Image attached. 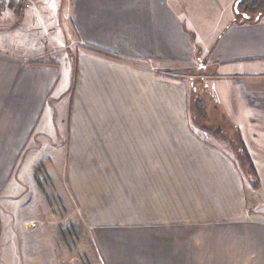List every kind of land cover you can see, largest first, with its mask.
<instances>
[{"label":"crops","instance_id":"0c3cea01","mask_svg":"<svg viewBox=\"0 0 264 264\" xmlns=\"http://www.w3.org/2000/svg\"><path fill=\"white\" fill-rule=\"evenodd\" d=\"M237 2L49 0L19 11L25 15L17 29L0 28V167L9 121L12 150L65 152L60 195L86 216L94 242L111 248L103 253L108 264H212L214 247L222 257L240 248V264H264V189L255 190L206 130L164 123L189 117L190 85L165 71L195 65L212 71L204 83L226 117L248 118L240 113V76L264 63V18L240 21ZM25 26L42 41H24ZM75 45V57L65 54ZM248 106L254 128L249 140L241 126L240 134L261 167L264 98ZM118 158L122 175L115 169L101 181L85 169L117 167ZM9 177L0 172V192L20 193L13 202L23 203L30 179ZM116 193L124 197L120 211L111 200ZM109 213L124 218H101ZM3 237L0 216V246Z\"/></svg>","mask_w":264,"mask_h":264},{"label":"rangeland","instance_id":"374dc122","mask_svg":"<svg viewBox=\"0 0 264 264\" xmlns=\"http://www.w3.org/2000/svg\"><path fill=\"white\" fill-rule=\"evenodd\" d=\"M2 7L7 6L0 5V28H5L7 25L11 27V29L13 27L16 29L18 26L20 27V25H22L21 20L25 14L18 11L16 13L11 11L10 13H3V11L7 10H4ZM20 11L23 10L21 9ZM55 28L56 33H64L63 24L60 20L56 21ZM24 34H27L28 37ZM39 34L40 33L35 30L30 31V27L28 26H25V29L21 31V36L23 35L22 39L24 41H32L37 44L42 41L39 38ZM68 40L73 41L71 39ZM70 41H68V43ZM76 46L77 45L69 47L70 52L67 51L65 54H70L75 57L74 50ZM52 47L53 51H57L60 48L58 46L57 48L55 45ZM165 72L166 75H170L176 79L179 78L187 82L190 81V85L186 87L189 92L187 93L189 117L185 120L166 119L164 122L165 126H173L175 123L200 129H202L201 127L204 125L210 126L213 128V132L204 131L205 135L209 138L213 136L212 141L225 150V152L237 162L239 170L241 167L250 181L251 178H255L251 173L250 162L252 161L259 175V186L264 189V166H256L251 151L246 144L245 146L251 156V161L245 158L237 133L240 126L242 129L241 133L244 134L246 138L248 135H251L253 131L254 127L253 123H251V118L254 113L252 108H249L248 103L257 97L264 98V63L255 64L254 69L246 70V73L240 76V88L244 91L240 95V106L246 109V112L243 110V112L240 113L243 116L248 115V118L242 117L237 120L238 123L236 119L226 117V115L228 116V112L224 104L219 102L220 99L216 101L215 97L212 96L211 87L205 86V79H207V76L213 74L212 71L201 70L195 65L192 67L170 68ZM194 80H196V83H194ZM196 100H199L200 106H204L203 111L206 112L202 113L203 111L201 112V110H199L201 107L196 104ZM9 123L10 121L6 122L4 135L5 163L3 167H0V172L3 171L6 177L7 174H9V179L11 180H13V178L18 180L19 176H27V178L30 179V183H26V187L28 188H26V193L22 197L23 203L13 202L18 196H21L20 193L14 194V192L9 191L6 193L0 192V216L1 222L4 225V237L0 246V259L4 257V263L0 261V264H30V254L32 256L36 255L37 257L36 263L31 264H108L103 253L105 252L108 254L111 248H100L98 243L94 242L92 239L94 230L86 216L84 215L82 218L81 214L77 213L76 207L67 203L60 195L61 189L59 181H62V178H64L66 174V168L62 166L60 160H65V152H20L12 150L11 148H13L14 144L12 127L9 126ZM218 129L222 131L221 133L223 135L214 132ZM247 139L249 140V138ZM108 153L109 152H106V154ZM17 157L18 159H16ZM94 160H96V157ZM117 162V167L114 165L112 166V164L108 162L101 167L92 166L85 169L89 174H93L94 178L99 174L101 181L107 180L108 175L112 174L115 169L117 170V175L124 174V165L121 164L119 158ZM52 164H54V167H51L50 170ZM57 178L58 181L56 183ZM28 179L26 180L28 181ZM255 181H257V179ZM104 188L106 190L108 189V184L105 182L101 184V193ZM117 190L123 191V182L117 183ZM255 190H257V188H255ZM261 196H264L262 190ZM103 200L109 201V199L104 198ZM111 200L117 203V211L123 210V208H119L121 203L124 202L122 193H116L115 197H112ZM252 201L255 203L254 199ZM261 202L262 207H264L263 198ZM104 205L105 202H103V206ZM106 208H108V206ZM108 210L113 211L112 208ZM107 217L124 218V215L112 213L101 215V218ZM69 229L72 230L70 236L63 235V232ZM120 248L124 253L125 247L122 246ZM219 250V247L213 248L212 264H240V248H230V252L226 250V255L224 257L218 253ZM132 258L133 257H131V259ZM153 259L156 260L157 257H153ZM224 259L227 262L221 261ZM117 264L140 263L117 262Z\"/></svg>","mask_w":264,"mask_h":264},{"label":"trees","instance_id":"16d2710c","mask_svg":"<svg viewBox=\"0 0 264 264\" xmlns=\"http://www.w3.org/2000/svg\"><path fill=\"white\" fill-rule=\"evenodd\" d=\"M18 12L21 10L20 8L19 9H16ZM236 12H237V16L240 18V21H258L260 20L263 16H264V0H240L237 4H236ZM196 104L198 106H200V102L199 100H196ZM201 108L199 110H201V112L203 111V108L204 106H200ZM206 111H203L202 113H204ZM224 119V118H223ZM202 129L206 130V131H212L213 132V128H211L210 126H202L201 127ZM238 132V135H239V141H240V145H241V149L242 151H244V154H245V158L248 160V161H251V156L250 154L248 153V150L245 146V143L241 137V134H240V130L238 129L237 130ZM216 134H219V135H223L221 132L220 129L214 131ZM250 167H251V173L252 175H254V179L251 178V181L253 182L252 185L254 188H259V175L257 173V171L255 170V166L253 165L252 161L250 162ZM257 179V181H255ZM258 183V184H256ZM75 228V226H74ZM70 233H72V230H68V231H65L63 232V235L67 236L69 235L70 236Z\"/></svg>","mask_w":264,"mask_h":264},{"label":"built area","instance_id":"2783aa9c","mask_svg":"<svg viewBox=\"0 0 264 264\" xmlns=\"http://www.w3.org/2000/svg\"><path fill=\"white\" fill-rule=\"evenodd\" d=\"M49 0H0V5L7 6L14 9H35L39 6L40 3H46ZM26 37H28L27 34H24ZM32 37V36H30ZM29 37V38H30Z\"/></svg>","mask_w":264,"mask_h":264},{"label":"water","instance_id":"95a60500","mask_svg":"<svg viewBox=\"0 0 264 264\" xmlns=\"http://www.w3.org/2000/svg\"><path fill=\"white\" fill-rule=\"evenodd\" d=\"M239 1H240V0H238V2H239ZM238 2H237V3H238Z\"/></svg>","mask_w":264,"mask_h":264}]
</instances>
